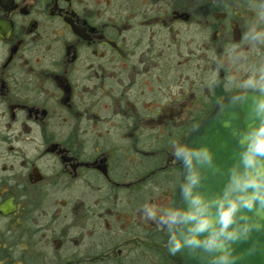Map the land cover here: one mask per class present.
Segmentation results:
<instances>
[{
    "label": "flooded vegetation",
    "instance_id": "1",
    "mask_svg": "<svg viewBox=\"0 0 264 264\" xmlns=\"http://www.w3.org/2000/svg\"><path fill=\"white\" fill-rule=\"evenodd\" d=\"M263 90L264 0H0V264H176L185 146Z\"/></svg>",
    "mask_w": 264,
    "mask_h": 264
},
{
    "label": "water",
    "instance_id": "2",
    "mask_svg": "<svg viewBox=\"0 0 264 264\" xmlns=\"http://www.w3.org/2000/svg\"><path fill=\"white\" fill-rule=\"evenodd\" d=\"M264 90L230 96L182 156L176 264H264ZM235 205V207H233Z\"/></svg>",
    "mask_w": 264,
    "mask_h": 264
},
{
    "label": "clouds",
    "instance_id": "3",
    "mask_svg": "<svg viewBox=\"0 0 264 264\" xmlns=\"http://www.w3.org/2000/svg\"><path fill=\"white\" fill-rule=\"evenodd\" d=\"M180 154H181L180 152H177V156H179ZM148 215H149L150 217H152V218H155V217H154V214L151 213V212H149Z\"/></svg>",
    "mask_w": 264,
    "mask_h": 264
},
{
    "label": "snow or ice",
    "instance_id": "4",
    "mask_svg": "<svg viewBox=\"0 0 264 264\" xmlns=\"http://www.w3.org/2000/svg\"><path fill=\"white\" fill-rule=\"evenodd\" d=\"M261 152H264V147H261L260 149H258ZM233 207H235V205H233Z\"/></svg>",
    "mask_w": 264,
    "mask_h": 264
}]
</instances>
